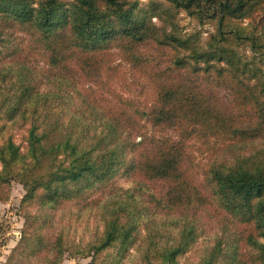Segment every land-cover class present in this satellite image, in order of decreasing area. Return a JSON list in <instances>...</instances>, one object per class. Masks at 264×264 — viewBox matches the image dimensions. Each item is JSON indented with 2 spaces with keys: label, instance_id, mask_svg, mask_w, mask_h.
Masks as SVG:
<instances>
[{
  "label": "trees",
  "instance_id": "obj_1",
  "mask_svg": "<svg viewBox=\"0 0 264 264\" xmlns=\"http://www.w3.org/2000/svg\"><path fill=\"white\" fill-rule=\"evenodd\" d=\"M181 11L213 27L205 42L182 27ZM12 25L29 32L52 79L41 90L24 63L2 76L0 187L18 182L23 202L54 210L137 153L128 170L165 189L149 200L140 188L116 189L88 203L102 225L80 254L94 262L115 249V264H181L201 241L197 213L212 199L227 223L190 264H264V0H0V41ZM111 48L152 82L151 107L118 93L103 105L67 89L78 75L103 79ZM13 128L23 144L5 134ZM193 141L210 153L209 196L184 177Z\"/></svg>",
  "mask_w": 264,
  "mask_h": 264
},
{
  "label": "rangeland",
  "instance_id": "obj_2",
  "mask_svg": "<svg viewBox=\"0 0 264 264\" xmlns=\"http://www.w3.org/2000/svg\"><path fill=\"white\" fill-rule=\"evenodd\" d=\"M147 1V0H144ZM179 20L187 32L198 30L205 42L213 27L210 24H199L189 17L184 11L179 13ZM33 42L28 31L17 25L5 28L3 39L0 41V81L3 75L21 64H28L38 80L41 90L50 87L46 78L49 70L47 57L39 50L32 48ZM31 48V49H30ZM105 56L103 65V79L93 82L85 81L76 76L75 86L71 84L67 89L74 95L75 90L88 97L106 104L114 102L113 95L132 98L141 107H151L155 100V90L151 81L138 77L128 64L123 62L114 48ZM242 53L248 49L241 47ZM146 57L160 58L153 49H142ZM71 64H75L71 62ZM99 80V81H98ZM225 88L216 89L221 94ZM80 96L70 100V105L79 104ZM105 107H108L107 105ZM9 124V123H8ZM148 128L149 132L155 130ZM20 129H8V133H14L15 140L23 144ZM157 135H161L159 131ZM140 140V139H139ZM130 153V151H129ZM227 154V153H226ZM226 154L217 156L221 158ZM215 155V153L213 154ZM137 158V153L129 154L127 164ZM210 159V153L198 148V143L193 141L188 149V157L182 167L185 178L190 184L202 186L201 193L210 195V189L204 185V172ZM126 165L119 167L112 178L91 188L84 189L71 199L62 201L56 209H50L40 202H23L26 195L24 187L18 182H12L9 186L0 187V264H115L117 251L111 249L105 251L93 262L92 258L79 253L94 236H96L102 222L93 204L106 200V196L113 194L116 189H141V196L149 200L152 193L160 194L165 189V184L150 182L137 174L134 170H128ZM116 194H113L114 197ZM102 206V204H101ZM188 211H190L188 209ZM178 212H170V217L178 216ZM221 211L217 208L215 200L209 199L208 204L197 213L196 223L200 232V243L180 259L181 264L195 262L200 254V249L211 237L220 232L227 222L223 219ZM231 227V226H230ZM240 230L245 226H239ZM237 228V230H239ZM236 230V224L233 226ZM136 260H128L126 264H136Z\"/></svg>",
  "mask_w": 264,
  "mask_h": 264
}]
</instances>
